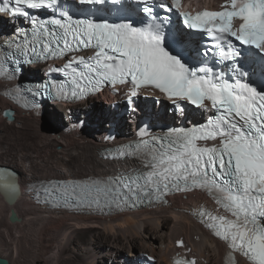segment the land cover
<instances>
[{"label": "snow or ice", "instance_id": "1", "mask_svg": "<svg viewBox=\"0 0 264 264\" xmlns=\"http://www.w3.org/2000/svg\"><path fill=\"white\" fill-rule=\"evenodd\" d=\"M138 2L144 4L143 12L150 17L142 27L73 19L67 12L62 13L63 18L30 16L28 10L57 8L58 0L0 3V13L30 19V33H18L24 37L22 42H16V38L5 41L26 58L59 57L81 47L95 50L91 57L73 56L60 69L70 78L72 98L79 99L106 82L131 83L129 105L141 86H152L169 98L187 99L193 105L206 107L204 101H210L216 111L206 124L172 128L161 136L144 138L147 134L141 129L139 141L117 149L121 157L139 159L140 168L115 177L42 182L36 189L37 199L43 193L45 202L54 207L120 208L144 198L163 200L170 191L199 187L230 213L225 216L199 210L206 226L228 244L229 256L232 251H240L251 264H264V91L246 82L257 71L264 78V0H227L221 11L203 10L195 14L179 11L181 0H171L170 4L160 0L158 5L168 12L177 11L188 30L215 40L220 58L217 63L232 61L234 81L227 73L207 64L189 67L180 55L173 54L166 46L163 25L150 6L152 0ZM234 19L240 21L238 29L233 28ZM230 37L258 51L262 58L258 67L248 72L237 64L240 52ZM168 42L179 48L184 36H170ZM211 51L209 48L205 55ZM0 77L11 78L2 60ZM51 87L57 89L60 98H68L63 85L52 82ZM176 107L183 110L179 103ZM217 140L219 143H208ZM176 264L196 261L182 260Z\"/></svg>", "mask_w": 264, "mask_h": 264}, {"label": "bare ground", "instance_id": "2", "mask_svg": "<svg viewBox=\"0 0 264 264\" xmlns=\"http://www.w3.org/2000/svg\"><path fill=\"white\" fill-rule=\"evenodd\" d=\"M10 25L0 18V39ZM38 69L33 66L29 71L39 77L42 71ZM12 80L0 78V165L7 169L0 171L2 247L23 258L31 254L44 264H123L144 251L154 252L158 264H169L171 251L180 249L177 241L184 239L202 264H223L224 243L204 231L179 205L97 217L51 209L32 199L28 189L36 183L52 177L98 174L113 164L99 158L105 136L98 140L99 130L97 133L87 126L98 123L106 133L109 117L105 102L109 98L103 103L93 99L89 104L75 105L71 113L69 107L61 106L67 117L53 112L57 123L46 118L45 111L41 115L25 111L7 98L5 91ZM8 107L16 110L13 121L3 115ZM118 128L124 133L130 129L123 120ZM82 169L92 171L83 173ZM199 196L194 192L175 198H189L181 200L188 205ZM12 207L22 217L20 222L9 219Z\"/></svg>", "mask_w": 264, "mask_h": 264}, {"label": "rangeland", "instance_id": "3", "mask_svg": "<svg viewBox=\"0 0 264 264\" xmlns=\"http://www.w3.org/2000/svg\"><path fill=\"white\" fill-rule=\"evenodd\" d=\"M30 71H31V69H30ZM30 71H29V69H26L25 70V72L24 73H26V74H28V75H32V73H30ZM106 101V99H104V101H102V103L103 102H105ZM98 103H101V101H99L98 100ZM109 104V101H107V102H105V105H108ZM54 108H49V107H46V111H45V116H47L48 118L50 117L51 119L50 120H52V121H56L57 122V120H55L54 119V117H53V112L55 113H58V114H60V116L62 117V118H66L67 116L65 115V113L64 112H62L61 110H60V107H61V105H54L53 106ZM87 109V108H86ZM85 110V109H84ZM47 111H49V112H47ZM47 112V113H46ZM0 116H1V114H0ZM66 116V117H65ZM95 117L97 118L98 117V115H95ZM58 123V122H57ZM88 127L90 126L91 128L93 127L94 128V130H96V132L97 133H99L100 132V134L97 136L98 137V140H100V138H102V136H105V133H103V130H102V127H98V123H95V125H87ZM86 128V126H83L82 127V130H85V128ZM1 128V127H0ZM99 128V129H98ZM97 130H99V132L97 131ZM53 132H55V131H53ZM100 158V157H99ZM89 165H87V167H88ZM113 165H111V166H109V165H107V167H104L103 169H109V168H111ZM99 169V168H98ZM100 169H102V168H100ZM102 169V170H103ZM89 171H92V170H89ZM87 169L86 170H83L82 169V172L84 173H86V172H89ZM81 172V173H82ZM80 175V174H79ZM188 199L189 198H182V199H180L179 201H180V206L181 207H186V204L185 203H182L181 202V200L182 201H188ZM164 215H167V214H164ZM163 215V216H164ZM48 226H50V225H48ZM148 227H151V225H149ZM0 253L1 254H3V255H7L8 257H10V259H13V262H12V264H42L43 262H42V260L41 259H34L33 257H32V255L30 254V257H29V255H27V257L26 258H23V256H21V257H19V256H17V254H15V251H14V253L13 252H11V251H9L8 249H6L5 247H2L1 245H0ZM125 255L127 254V253H124ZM16 257V258H14V257ZM28 257H29V259H28ZM32 258L34 259V260H37V262L36 261H33L32 260ZM32 261V262H31ZM39 261V262H38ZM36 262V263H35ZM44 264V263H43Z\"/></svg>", "mask_w": 264, "mask_h": 264}, {"label": "water", "instance_id": "4", "mask_svg": "<svg viewBox=\"0 0 264 264\" xmlns=\"http://www.w3.org/2000/svg\"><path fill=\"white\" fill-rule=\"evenodd\" d=\"M25 77L28 78L27 75H25ZM15 109L14 108H5L4 111H3V115L10 121H13L15 120ZM48 112V111H47ZM47 118V116H46ZM105 145H108V143L105 142ZM4 170H7L5 168V166L3 165H0V171H4ZM3 190V189H2ZM9 219L13 222H20L22 220V217L18 214L17 210L12 207L11 208V212H10V215H9ZM0 264H12L11 262V259L10 257H8L7 255H3L0 253Z\"/></svg>", "mask_w": 264, "mask_h": 264}]
</instances>
